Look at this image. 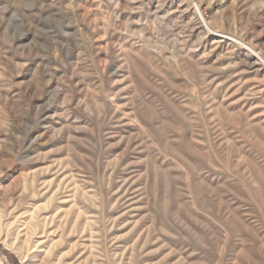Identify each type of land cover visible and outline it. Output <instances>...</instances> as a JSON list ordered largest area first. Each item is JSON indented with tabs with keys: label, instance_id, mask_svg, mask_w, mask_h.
I'll use <instances>...</instances> for the list:
<instances>
[{
	"label": "rangeland",
	"instance_id": "obj_1",
	"mask_svg": "<svg viewBox=\"0 0 264 264\" xmlns=\"http://www.w3.org/2000/svg\"><path fill=\"white\" fill-rule=\"evenodd\" d=\"M219 34L264 60V0H0V264H264V67Z\"/></svg>",
	"mask_w": 264,
	"mask_h": 264
},
{
	"label": "bare ground",
	"instance_id": "obj_2",
	"mask_svg": "<svg viewBox=\"0 0 264 264\" xmlns=\"http://www.w3.org/2000/svg\"><path fill=\"white\" fill-rule=\"evenodd\" d=\"M197 10V9H196ZM198 12V18L200 19V21L203 23V25L205 26V28L211 32V33H215V35H217V32L213 31L212 29H210L208 27V25L205 23L204 19L200 16L199 11ZM218 36H221L224 39H228L233 41L234 43L238 44L239 46L243 47L245 50H247L248 52H250L257 60L258 63H260L263 67H264V60L263 58L253 49L251 48L249 45L243 43L241 40L228 36V35H224V34H219Z\"/></svg>",
	"mask_w": 264,
	"mask_h": 264
},
{
	"label": "trees",
	"instance_id": "obj_3",
	"mask_svg": "<svg viewBox=\"0 0 264 264\" xmlns=\"http://www.w3.org/2000/svg\"><path fill=\"white\" fill-rule=\"evenodd\" d=\"M0 250H1V247H0ZM4 254L8 257V259L10 260V262H11L12 264H17L16 261H15V259H14L11 255H9V254L6 253V252H4Z\"/></svg>",
	"mask_w": 264,
	"mask_h": 264
}]
</instances>
